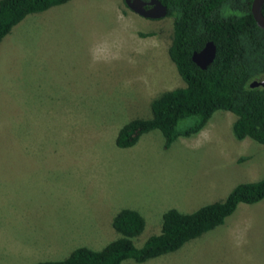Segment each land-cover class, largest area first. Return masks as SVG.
<instances>
[{"label": "rangeland", "instance_id": "rangeland-1", "mask_svg": "<svg viewBox=\"0 0 264 264\" xmlns=\"http://www.w3.org/2000/svg\"><path fill=\"white\" fill-rule=\"evenodd\" d=\"M170 37V17H143L123 0H70L2 37L0 264L99 249L117 236L110 221L124 207L144 218L131 239L139 246L167 208L191 212L264 176V148L234 138L225 110L167 149L156 129L114 145L123 123L150 115L152 97L184 85ZM120 264H264V197L173 252Z\"/></svg>", "mask_w": 264, "mask_h": 264}, {"label": "trees", "instance_id": "trees-1", "mask_svg": "<svg viewBox=\"0 0 264 264\" xmlns=\"http://www.w3.org/2000/svg\"><path fill=\"white\" fill-rule=\"evenodd\" d=\"M68 1L0 0V40L25 15ZM159 1L171 23L167 55L184 85L152 97L150 115L123 123L116 131L114 145L132 146L142 133L156 129L163 138L162 148L167 149L178 136L198 132L212 112L219 109L234 115L231 122L234 138L247 137L264 148V86L249 85L264 77V28L258 27L252 18L251 0ZM261 14L264 17V2ZM207 41L215 46L214 57L200 68L190 56ZM263 197L264 176L240 182L223 199L191 212L167 208L161 213L158 232L148 235L139 246L131 239L142 231L144 218L135 209L120 208L110 221L117 236L101 248L77 246L61 259L33 264H120L124 259L143 262L173 252L221 224L237 204L255 203Z\"/></svg>", "mask_w": 264, "mask_h": 264}, {"label": "water", "instance_id": "water-1", "mask_svg": "<svg viewBox=\"0 0 264 264\" xmlns=\"http://www.w3.org/2000/svg\"><path fill=\"white\" fill-rule=\"evenodd\" d=\"M264 0H251L250 11L255 24L258 27L264 28V17L261 14V5ZM126 5L135 13L146 18H159L164 16L166 8L159 0H149L144 2L141 0H125ZM151 4L148 9L142 7L143 4ZM215 46L212 41H207L198 51L191 53V60L198 67L204 68L214 57ZM250 86H264V77L260 80H254L249 83Z\"/></svg>", "mask_w": 264, "mask_h": 264}, {"label": "flooded vegetation", "instance_id": "flooded-vegetation-1", "mask_svg": "<svg viewBox=\"0 0 264 264\" xmlns=\"http://www.w3.org/2000/svg\"><path fill=\"white\" fill-rule=\"evenodd\" d=\"M141 1H144V2H148L149 0H141ZM123 3L126 5L125 3V0H123ZM127 6V5H126ZM152 5L151 4H143L142 7L145 9H148L149 7H151ZM128 7V6H127ZM129 8V7H128ZM137 14V13H136ZM139 15V14H138ZM165 16V15H164ZM164 16H161V17H164ZM160 18V17H159Z\"/></svg>", "mask_w": 264, "mask_h": 264}, {"label": "crops", "instance_id": "crops-1", "mask_svg": "<svg viewBox=\"0 0 264 264\" xmlns=\"http://www.w3.org/2000/svg\"><path fill=\"white\" fill-rule=\"evenodd\" d=\"M45 11V10H44Z\"/></svg>", "mask_w": 264, "mask_h": 264}]
</instances>
